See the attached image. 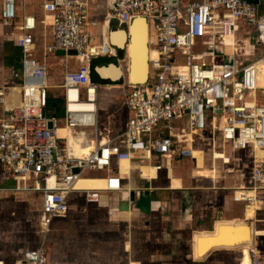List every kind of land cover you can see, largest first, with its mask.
Wrapping results in <instances>:
<instances>
[{"label":"built area","instance_id":"obj_1","mask_svg":"<svg viewBox=\"0 0 264 264\" xmlns=\"http://www.w3.org/2000/svg\"><path fill=\"white\" fill-rule=\"evenodd\" d=\"M108 2L107 22L129 27L134 19L146 20L149 46L155 53L149 60L147 80L128 81L125 108L129 116L120 132L107 129L103 135L99 126L101 84L91 78V63L108 55L111 46L106 31L100 42L92 38L90 28L99 21L91 16L90 0H49L43 4L51 14L53 29V42L45 47V55L72 51L80 65L65 75L63 117L49 106L47 65L32 53L37 19L24 15L18 26L21 103L7 108L0 120V165L19 182L33 180L32 190L42 192L43 216L38 244L23 252L14 264H52L49 234L56 218L69 215L71 198L84 194L88 203H99L103 192L121 190L122 176L104 177V189H77V181L98 170L114 173V161H127L131 169L147 164L159 172L168 160L193 158L194 149L212 138L213 158L216 140L224 147H251L255 152L250 177L253 185L246 186V173L238 172L237 198L238 192L246 189L256 193L264 188V156L256 155L257 148L264 151V102L258 96L264 90L259 86L264 15L259 5L250 0ZM17 11V0H3L2 23L13 25ZM241 24L253 32L255 44L262 47L260 56L241 61L239 46L234 44L231 58L218 61L219 55L207 43L226 45V37L235 36ZM4 98L0 91V104L5 103ZM78 102L89 106L71 104ZM175 121H180L179 125ZM61 126L82 135L91 151L84 156L72 155L68 140L58 133ZM222 153L227 154L226 150ZM227 169L235 171L229 166ZM256 198L244 201L248 206L255 200L258 203ZM250 264H264V254L254 247L250 248Z\"/></svg>","mask_w":264,"mask_h":264},{"label":"crops","instance_id":"obj_2","mask_svg":"<svg viewBox=\"0 0 264 264\" xmlns=\"http://www.w3.org/2000/svg\"><path fill=\"white\" fill-rule=\"evenodd\" d=\"M46 1L49 0H17L18 11L15 23L10 26L4 24L10 29H5L3 36H0V91L5 93V103L0 104V120L6 115L7 108L21 103L19 84L21 83L22 52L16 40L21 34L18 26L23 22L24 15H34L37 19L36 29L33 32L35 40L33 56L38 61L45 62L48 69L47 58L51 56L49 59L52 61L50 65L52 70L48 71L49 106L55 108L57 112L60 109L59 115L64 113L65 75L71 70H78L80 65L72 51H64L65 53L57 51L45 55V47L53 42L52 17L43 8ZM250 1L257 3L264 15V0ZM90 3L91 16L99 21L97 26L90 28L92 38L100 42L103 32L106 31L111 46V52L108 55L96 58L91 63L94 78L101 84L100 115L101 111L109 109V118L111 117L113 103L115 105L118 101L116 91H120L118 94L122 96V106L128 117L125 99L129 92L128 81H131L129 79L132 69L130 55L127 49L113 43L114 32L124 33L123 29L126 26H121L114 21L107 22L108 0H90ZM2 6L3 0L0 2V12ZM12 26L14 30L11 29ZM127 29H129L128 26ZM234 44L239 46L238 57L241 61L254 60L262 51V47L255 44L253 32L242 24L235 36L232 35L226 40V45L219 42L207 43L219 55L218 61H228L231 58ZM123 61L127 64L123 65ZM259 65V86L264 88V60ZM57 88L62 90L60 97L50 91ZM258 96L264 102V90L259 91ZM179 123L180 121H175L176 125ZM212 145L213 139L206 138L199 147H196L198 149H194L193 158L168 160L165 168L159 172L153 166H146L147 164H139L140 166H134L131 169L127 161H114L113 167L117 170L114 173L105 169L90 172L93 176H82L77 181V189H104L107 187L104 177L120 175L122 176L121 190L103 192L99 203H88L84 194H79L82 199L77 208L76 204L71 202V215L69 213L68 216L56 218L49 234L51 263L250 264L249 247L252 246L264 254V191L259 196L262 198L260 202H263V205L259 206L253 201L249 205H253L255 210L249 214V205L247 206L244 200H254L256 193L245 190L238 192L239 198L234 197L233 189L238 187L239 177L230 174L232 170L227 169L229 165L226 164H224L226 171L221 174L217 171V161L223 160L227 163L232 160L231 163L237 166L240 165L237 162L241 161V158L238 160L237 157L229 154L227 149L226 155L217 151L222 145V142L217 145V140L213 158ZM207 146L210 147L207 149L208 153H212L210 167L206 166L204 150ZM247 150L255 153L251 147L242 149V151ZM256 155L263 157L264 151L257 148ZM232 168L236 170L235 167ZM252 168L250 176L246 175L249 182H251L249 177L252 176ZM28 183L29 180L25 183L13 179L0 165V196L6 193L16 194L15 192H19L24 186H28ZM150 186L153 188L150 189ZM221 216L223 219H220ZM61 222L64 224L57 226ZM218 222H234L223 224L224 228L231 225L233 231L242 225V229L248 230L249 239L241 246L211 245L203 256H196L197 245L200 243V240L196 239L197 232H214ZM52 232L55 239L53 240L55 241L54 251L50 247ZM113 236L117 237L112 240ZM57 240L63 241L62 247L57 248L59 243ZM248 241L252 244H248ZM202 243L205 241L203 240ZM108 244L112 248L109 259L106 258ZM4 254L1 255L0 251V261L9 264L3 258Z\"/></svg>","mask_w":264,"mask_h":264},{"label":"rangeland","instance_id":"obj_3","mask_svg":"<svg viewBox=\"0 0 264 264\" xmlns=\"http://www.w3.org/2000/svg\"><path fill=\"white\" fill-rule=\"evenodd\" d=\"M1 1L2 0H0V2ZM5 29H10V27H7L2 23L1 15H0V36H3ZM11 29H13V26ZM124 55H125V51H124ZM49 56L47 58V62L49 65L48 71L50 72V70H52V67L50 66L52 61L51 59H49L51 58V56L50 57ZM125 64H127V62L123 61V65ZM50 91H52L57 97H60L62 90L57 88L53 90L50 89ZM116 92H117L116 98L118 101L115 102V105L113 103V112L111 117L109 118L110 115V112L108 111L109 109L103 110V112L101 111L99 126L101 131L104 132L103 135L106 134L105 131L107 129H111L112 132L114 131V133L115 131L120 132L125 127L124 125L128 118L126 111L125 109H123L122 106V96L118 94V92L120 91H116ZM110 107H112V105ZM49 112L51 113L52 111L49 109ZM59 116L63 117L64 113L60 114ZM61 135H63L62 132ZM217 145H220V141H217ZM207 149H210V147L207 146L204 150L206 153V166L210 167L211 166L210 155L213 153V151L212 153L211 152L208 153L209 151H207ZM226 149L229 152V154L233 155L235 158L237 157L238 160L239 158H241V161L237 162L240 165L235 166V164L232 163L229 165V167L236 168L235 171H230L232 172L230 174L238 176V172L243 171L246 173V175L248 174V176H250L249 174L251 172V168L254 162L253 161L254 153L250 150L247 151L235 150L230 146L224 147L223 145H221L220 149L217 151L222 152L225 151ZM216 163L218 166L217 171L220 174L223 171H226V166H224L222 161H217ZM87 175L93 176V173ZM248 176L247 179H245V183L246 186L251 187V185H253V182L248 181ZM32 185H33V180L30 179L28 186H24L19 192H15L16 194L6 193L3 196H0V247H1L0 251H1V255L4 254V252H7L4 254L3 258H5L9 264L13 263L14 260L19 258L22 255V253L25 252L27 249L35 247L40 239V218L42 216V212H41L42 192L32 190L31 188ZM233 191H234V197L237 196L236 190L233 189ZM263 191L264 188H260L256 192L257 194L256 199L258 201V203L256 202V204H259V206L263 205V202H260L262 198L259 197L260 193ZM81 199L82 198L80 196H77L76 198L72 199L71 202L75 203L77 208V205L81 202ZM248 203L249 202H247L246 205ZM70 215H71V211H70ZM63 224L64 223L61 222L57 226L59 225L61 226ZM116 237L117 236H113L112 240ZM50 240H51L50 242L51 250L54 251L55 249L53 244L55 243V241L53 240L55 239L53 237V232ZM112 240L111 242H113ZM57 241L59 242L57 244V248H59V246L62 247L63 241L62 242L60 240ZM109 244H108L109 250H106L107 259L111 257L112 248Z\"/></svg>","mask_w":264,"mask_h":264},{"label":"bare ground","instance_id":"obj_4","mask_svg":"<svg viewBox=\"0 0 264 264\" xmlns=\"http://www.w3.org/2000/svg\"><path fill=\"white\" fill-rule=\"evenodd\" d=\"M125 34H126V32L123 33V32L115 31L113 43L119 44L120 47L127 49V51L129 52L130 60L132 61V68H133V70L131 69L129 79L132 82L137 83L139 80L135 79L134 76L141 74L143 72V70L146 69V72H147L146 77H147V75L149 73V68H148L149 60L155 55V53L153 51H151L150 46H149L150 41H151L149 26H147V24L145 23V19L143 20V18L134 19L129 25V34L132 36V40L129 42V44L127 46H126V42H127L128 33H127V35H125ZM232 35H230V36H232ZM230 36L226 37V40ZM144 63H146V64H144ZM144 81L145 80H142L141 82H144ZM74 92H75V97H76V91H74ZM71 104L75 105V106H80L83 108L89 106L84 102L71 103ZM61 132L63 133V135H61ZM58 133H59V135L64 136V138H66L68 140L70 152L72 155L84 156L91 151V148L89 147L90 144H84L83 143L84 142L83 136L82 135H76L67 126H61L58 129ZM194 152H193V154H194ZM57 186H58V184H56L55 187L53 186L52 188H56ZM250 204H252V203H250ZM254 210H255L254 206L249 205V207H248L249 214H252L254 212ZM233 223L234 222H232V223L218 222L217 228L214 232H197L196 239L200 240V243L197 245L198 250H197L196 256H203V253H204V252H202L203 240L205 241L204 245H206V243L209 241H213V240L221 238L223 236V230L222 229L233 231V230H231V228H232V227H230L231 225L228 228H224L225 226H223V224H233ZM248 244H252V243L251 242L249 243V241H248ZM242 245H244V244H242ZM249 252H250V247H249ZM205 253H206V251H205Z\"/></svg>","mask_w":264,"mask_h":264},{"label":"water","instance_id":"obj_5","mask_svg":"<svg viewBox=\"0 0 264 264\" xmlns=\"http://www.w3.org/2000/svg\"><path fill=\"white\" fill-rule=\"evenodd\" d=\"M144 20V19H143ZM145 23L148 25V23L145 20ZM125 32H128L127 35V40H128V44L129 42L132 40V36L129 34V29H127V27L124 29ZM118 46L120 47V45L118 44ZM62 53H65L64 50H62ZM146 64V63H144ZM131 67H132V61H131ZM149 68V66H148ZM133 70V68H132ZM146 69L143 70V72L141 74L135 75V79H138L139 81L137 83H141L142 80H147V78L149 77V73H150V68H149V73L146 77ZM144 81V82H145ZM220 219H223L222 216ZM243 226H238V229L236 231H230V230H223V236L219 239L213 240V241H209L206 243V245L202 246V252H205L211 245H215V246H241L243 244V242L247 241L248 238V230L247 229H242ZM242 242V244L240 243Z\"/></svg>","mask_w":264,"mask_h":264},{"label":"trees","instance_id":"obj_6","mask_svg":"<svg viewBox=\"0 0 264 264\" xmlns=\"http://www.w3.org/2000/svg\"><path fill=\"white\" fill-rule=\"evenodd\" d=\"M92 80L96 82V79L94 78L93 71H91ZM98 83V82H97Z\"/></svg>","mask_w":264,"mask_h":264}]
</instances>
